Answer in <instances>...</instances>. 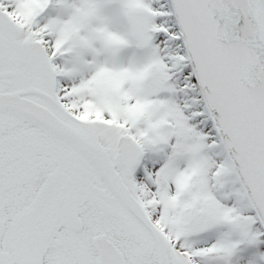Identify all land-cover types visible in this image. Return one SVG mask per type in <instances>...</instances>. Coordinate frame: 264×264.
Here are the masks:
<instances>
[{
    "label": "snow or ice",
    "instance_id": "obj_1",
    "mask_svg": "<svg viewBox=\"0 0 264 264\" xmlns=\"http://www.w3.org/2000/svg\"><path fill=\"white\" fill-rule=\"evenodd\" d=\"M0 264H264V0H0Z\"/></svg>",
    "mask_w": 264,
    "mask_h": 264
}]
</instances>
